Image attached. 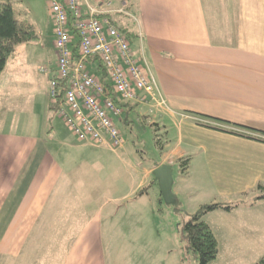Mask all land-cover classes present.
Returning a JSON list of instances; mask_svg holds the SVG:
<instances>
[{
  "label": "crops",
  "instance_id": "1",
  "mask_svg": "<svg viewBox=\"0 0 264 264\" xmlns=\"http://www.w3.org/2000/svg\"><path fill=\"white\" fill-rule=\"evenodd\" d=\"M130 5L134 13L128 12L138 22L131 48L137 44L134 56L148 64L166 109L150 98L144 103L116 98L122 110L117 119L126 123L123 114L138 109L151 126L158 128L159 121L166 124L164 130L170 128V142L159 162L131 165L135 176L103 169L101 146L80 143L68 130L69 135L56 134L48 123L55 61L48 74L37 69L47 102L40 106L35 128L25 133L30 124L23 122L18 133V120L8 118L16 110L11 95H16L15 84L19 90L23 78L31 77L23 65L13 64L16 48L0 75V81L8 80L0 84V264H108L103 208L120 203L122 216L132 223L150 215L147 187L157 184L151 172L159 165L171 166L172 192L187 216L206 203L235 205L208 213L204 221L210 227L209 217H217L227 238L244 237L248 253L264 256V201L245 195L264 182V141L198 125L191 116L264 132V0H130ZM112 155L125 167L120 154ZM185 158L187 173L178 169L174 176ZM83 174L84 183L77 186ZM95 179L100 183L93 184ZM110 182H115L111 188ZM111 189L121 193L117 199L92 204L95 192ZM213 232L220 249V235Z\"/></svg>",
  "mask_w": 264,
  "mask_h": 264
},
{
  "label": "rangeland",
  "instance_id": "2",
  "mask_svg": "<svg viewBox=\"0 0 264 264\" xmlns=\"http://www.w3.org/2000/svg\"><path fill=\"white\" fill-rule=\"evenodd\" d=\"M123 1H125L128 5V11H130V13H134V9L132 8L133 6L130 5V0ZM10 3L18 15V18L31 24L37 35L36 40L18 45L16 47L18 49H16L18 54L16 55V61H14L13 64L23 65V72L28 73L31 78H23V83L21 84L19 90L17 89V84L14 85L16 95L11 96L16 110L8 115L9 119L14 116L13 119L18 120L20 124L17 128L18 133L21 132V123L23 122H28V124H30L28 128H23L24 132L31 133L35 128L37 120L36 116H38L37 114L40 111V106H45V101L47 102V97H44L45 100L41 97L39 81L37 80L40 75H38L37 69L38 67L47 68L52 66L56 56L52 44L53 26L51 24L50 17V1L10 0ZM114 19H119L122 24L132 25V20L123 15H116ZM131 49L136 56L135 52H137V44L133 43ZM88 70L92 74L96 76L98 75V72L96 73L90 67ZM14 77L15 74L11 76L13 82ZM33 77L36 78L33 79L35 84L31 81ZM7 82V79H1L0 84L4 87L7 85ZM158 90L160 92L159 86ZM126 117L128 118V122L126 123L119 122L117 118L113 119V122L123 139L122 147L116 150H111L107 146H101L102 149L100 150L104 153L102 157L104 158L103 160L110 157L109 161L104 162L102 160L101 163L103 169L116 171L115 173L117 174L124 173L126 171L132 173L128 174L129 176H135V173L130 170L131 165L135 167V165L141 164L140 166L148 167L159 162L160 156L163 153L162 149H164V147H166L170 142V138L166 133L170 130V128L168 127L167 130H164L163 127L166 124L160 123L159 121H157L158 128L157 126H151L148 119L141 117L138 109L129 115L124 113L122 118L126 119ZM150 117L152 118V116ZM48 118V123L50 122L51 127L54 129L56 134L69 135L68 131H66L67 129L64 128L62 122L60 121L56 110L50 111V117ZM204 121L203 123H205ZM112 154H120L121 158L124 160L123 162L125 163V167L121 162L116 164L117 161L114 159ZM174 169V176H176L175 174L179 167L176 166ZM85 178L84 174L78 176L76 178L77 186L82 185ZM126 182H128L127 174ZM99 183L100 182L96 179L93 182V184L96 185ZM114 184L115 182H110V188L114 186ZM117 191L118 190L115 189L103 192L94 191L95 198L92 204H98L99 201L104 203L105 201L117 199V196L121 194ZM250 192L246 195L252 197L255 202L257 194ZM147 193L149 197L148 200L152 202V211L150 215L148 213V215L143 216L139 222L132 223L131 220L122 216L120 203L108 202L105 208H103L101 218L104 226V247L106 248L107 263L198 264L197 256L192 251L187 249L185 240L181 236V227L183 223L187 222L189 219V215L187 216L185 214L186 209L182 208L178 202L173 205L165 204L160 197L157 184L155 185L153 183V185H149V187H147ZM76 194L77 200L80 202L82 199L81 192L77 191ZM209 204L212 203H206L202 206ZM199 208L200 206L198 208L195 206L191 209L193 212H196ZM193 212L190 213L193 214ZM210 217L208 219L210 224L209 228L212 234H214L213 231H215L218 236L220 235V243L223 245L220 249H218L216 259L210 264H255L262 258L260 256H256L255 254L248 253V249L245 245V238L237 236V231L235 232V235L237 236L235 239L231 238L230 235H228L227 238V236L223 233L222 223L218 222L217 217H214V219L212 218L211 220ZM211 221L214 226L211 224ZM204 222L206 223V221ZM217 227H220V229H217ZM233 233L234 230L232 234ZM229 241L234 244H240L241 247L239 250H237L238 247H236L238 245L233 248H229V246H231L228 244Z\"/></svg>",
  "mask_w": 264,
  "mask_h": 264
},
{
  "label": "built area",
  "instance_id": "3",
  "mask_svg": "<svg viewBox=\"0 0 264 264\" xmlns=\"http://www.w3.org/2000/svg\"><path fill=\"white\" fill-rule=\"evenodd\" d=\"M49 1L56 55L49 81L50 106H56L58 117L78 142L119 149L123 139L113 119L119 118L122 110L116 106V98L127 103H144L150 98L166 109L145 60L134 56L130 42L110 16L123 15L135 25L137 19L128 12L125 1L118 7L115 0ZM91 59L104 69L107 85L88 70ZM38 70L42 74L50 71L48 67Z\"/></svg>",
  "mask_w": 264,
  "mask_h": 264
},
{
  "label": "trees",
  "instance_id": "4",
  "mask_svg": "<svg viewBox=\"0 0 264 264\" xmlns=\"http://www.w3.org/2000/svg\"><path fill=\"white\" fill-rule=\"evenodd\" d=\"M116 17V16H114ZM111 19V22L116 25L119 32L131 42L136 38L134 31V23L132 25L122 24L119 19ZM37 39L34 27L25 20L19 19L14 11L10 0H0V75L4 71L8 59L14 54L18 45L29 43ZM88 68L94 67V71L100 76V80L107 85V79L102 66L91 59L87 61ZM60 101L62 95L59 96ZM115 99V97H114ZM115 103L116 99H115ZM52 111L56 110V106H50ZM191 116L207 121V123H197L198 125L223 131L236 136H241L247 139L256 141H264V132L254 130L252 128L232 124L220 119L203 116L199 114H191ZM189 165V158H185L179 162V172L181 175L187 173ZM250 193H256L255 201H264V182H260ZM246 195V194H245ZM235 205L212 203L200 207L195 213L189 215L187 222L183 223L181 227V236L185 240L187 249L192 251L198 260V264L212 263L218 253V244L216 238L212 234L208 225L203 221L204 216L216 210H230ZM255 264H264V257H262Z\"/></svg>",
  "mask_w": 264,
  "mask_h": 264
},
{
  "label": "water",
  "instance_id": "5",
  "mask_svg": "<svg viewBox=\"0 0 264 264\" xmlns=\"http://www.w3.org/2000/svg\"><path fill=\"white\" fill-rule=\"evenodd\" d=\"M172 169L170 165H159L151 172L157 183L162 201L167 205L176 203V196L172 193Z\"/></svg>",
  "mask_w": 264,
  "mask_h": 264
}]
</instances>
